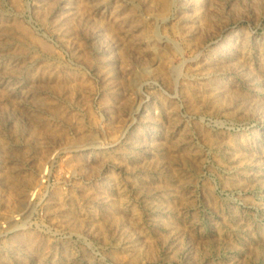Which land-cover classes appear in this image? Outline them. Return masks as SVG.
<instances>
[{"label":"rangeland","instance_id":"rangeland-1","mask_svg":"<svg viewBox=\"0 0 264 264\" xmlns=\"http://www.w3.org/2000/svg\"><path fill=\"white\" fill-rule=\"evenodd\" d=\"M0 264H264V0H0Z\"/></svg>","mask_w":264,"mask_h":264}]
</instances>
